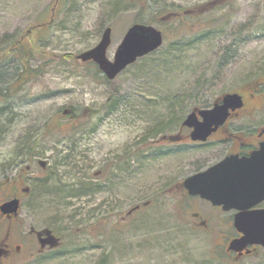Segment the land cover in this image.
<instances>
[{"label": "rangeland", "instance_id": "rangeland-1", "mask_svg": "<svg viewBox=\"0 0 264 264\" xmlns=\"http://www.w3.org/2000/svg\"><path fill=\"white\" fill-rule=\"evenodd\" d=\"M145 1L0 0V204L21 198L15 219L0 214V246L27 244L0 264H264L263 248L234 260L228 214L176 187L211 147L157 142L264 72V0ZM135 21L165 40L116 78L77 58L111 26L112 59ZM44 226L63 242L28 258Z\"/></svg>", "mask_w": 264, "mask_h": 264}, {"label": "water", "instance_id": "water-1", "mask_svg": "<svg viewBox=\"0 0 264 264\" xmlns=\"http://www.w3.org/2000/svg\"><path fill=\"white\" fill-rule=\"evenodd\" d=\"M111 33L112 27H106L95 46L77 55V58L83 61L96 62L110 80L139 57L159 48L164 41L162 31L155 26L133 23L127 28L113 59L110 60L107 57V50L111 44ZM243 104L239 93H227L223 96L221 104H215L210 109L195 108L186 116L183 124L192 128L190 136L193 140H206L225 121L230 109L235 110ZM198 115L202 116L201 121ZM261 155H264V145L250 158L230 156L205 172L192 174L184 180L185 187L192 195L198 194L213 204H223L226 210L233 207L245 208L236 214L234 219V226L241 235L230 240L228 245L229 250L237 251L239 254H242L248 245L264 246V209L247 210V207L254 206L264 199V162L252 161ZM40 163L45 165L42 160ZM233 172L234 174H230ZM19 207L20 199L13 197L0 205V211L11 216L18 213ZM138 207L139 205L133 206L127 214ZM250 251L248 249L247 253Z\"/></svg>", "mask_w": 264, "mask_h": 264}, {"label": "flooded vegetation", "instance_id": "flooded-vegetation-1", "mask_svg": "<svg viewBox=\"0 0 264 264\" xmlns=\"http://www.w3.org/2000/svg\"><path fill=\"white\" fill-rule=\"evenodd\" d=\"M229 92L239 93L243 98L244 104L240 108L230 110V114L226 120L211 133L206 141H192L189 137L191 129L187 127H181L179 132L176 133L180 139L169 141L171 143H183L189 141L197 144L201 149L205 147H211L212 154L202 157L203 159L201 158L198 160L195 170L191 174L205 172L210 167L222 162L224 159L230 156H237L238 158H250L264 145V72L254 80L244 83L239 89L220 92L215 96L212 105L221 104L223 101V96ZM199 119L202 120V117L199 116ZM168 140V138H162L159 142ZM252 161L253 163L256 161L264 162V155L252 159ZM29 168L30 166L26 165L25 169ZM231 169L235 170V168ZM234 172L230 174H234ZM184 179L181 180V182H179L176 187L182 190L183 195H189L187 188L183 184ZM193 198H200L201 202H205L206 204L210 205L216 210V213L228 214V223L233 226L234 217L238 209L233 208L225 210L223 205H215L209 200L201 198L199 195L194 196ZM252 209H264V199L255 207H252L251 210ZM1 217L3 219L9 220L15 219L14 215L9 216L5 214ZM191 221L194 224L200 226L208 225L207 218L202 216V214H200L198 211L192 213ZM8 234L9 233L7 232V234L4 236V240L9 238ZM234 236H238V233L235 232L231 238ZM25 238L27 240L26 242L29 245L31 244L32 247V249L29 251L28 258H32L35 255H41L44 253H51L58 249L63 242L62 238L56 235L52 228L47 226L41 228L30 227ZM2 244L4 245L0 246V260L2 263L4 260H10L13 257H19L23 255L22 250L24 247H27V244L23 242L15 246H12L6 242H2L1 245ZM248 248H254V246ZM227 252L231 253L232 257L237 256V253L232 251ZM244 255L249 254H246V251L244 250L241 257Z\"/></svg>", "mask_w": 264, "mask_h": 264}, {"label": "trees", "instance_id": "trees-1", "mask_svg": "<svg viewBox=\"0 0 264 264\" xmlns=\"http://www.w3.org/2000/svg\"><path fill=\"white\" fill-rule=\"evenodd\" d=\"M133 1H135V2H137V0H133ZM137 3H139V2H137ZM145 5H148V0H146L145 1ZM194 13V10H192V9H189V11L188 12H183V13H181V12H177V11H175V12H169L168 13V16L166 17V18H164V19H171V20H173V19H178V20H180V18H179V16H178V14H184L183 16H189L190 14H193ZM188 14V15H187ZM186 18V17H185ZM181 21V20H180ZM23 39H21V38H19V39H15L14 41H12L11 42V44H9V46H12L13 47V49H14V51H13V53L10 55L11 56V59L12 58H14L15 57V53L19 50H21L20 49V47H22V45H23ZM16 43H18L17 45H14V44H16ZM8 44V43H7ZM63 114H64V112H63ZM47 125H50V124H47ZM30 155H32V154H30ZM17 179V178H16ZM146 200H149V199H146ZM150 201V203H152V200H149ZM144 202V201H143ZM142 203V202H141ZM141 203H137V204H141ZM136 205V204H135Z\"/></svg>", "mask_w": 264, "mask_h": 264}]
</instances>
